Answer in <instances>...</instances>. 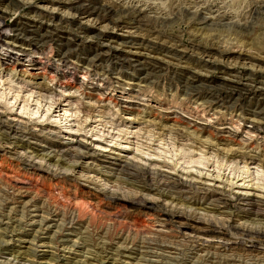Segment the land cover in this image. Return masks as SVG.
<instances>
[{"label":"rangeland","instance_id":"obj_1","mask_svg":"<svg viewBox=\"0 0 264 264\" xmlns=\"http://www.w3.org/2000/svg\"><path fill=\"white\" fill-rule=\"evenodd\" d=\"M0 264H264V0H0Z\"/></svg>","mask_w":264,"mask_h":264},{"label":"bare ground","instance_id":"obj_2","mask_svg":"<svg viewBox=\"0 0 264 264\" xmlns=\"http://www.w3.org/2000/svg\"><path fill=\"white\" fill-rule=\"evenodd\" d=\"M156 8V7H155ZM159 8V7H158ZM159 10V9H158Z\"/></svg>","mask_w":264,"mask_h":264}]
</instances>
